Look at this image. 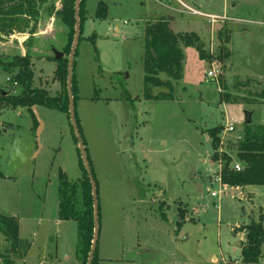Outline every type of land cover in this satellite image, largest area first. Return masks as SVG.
Here are the masks:
<instances>
[{"label": "rangeland", "instance_id": "374dc122", "mask_svg": "<svg viewBox=\"0 0 264 264\" xmlns=\"http://www.w3.org/2000/svg\"><path fill=\"white\" fill-rule=\"evenodd\" d=\"M99 1L107 8L104 20L95 15ZM48 5L27 30L0 41V63L28 55L33 88L55 96L63 86L54 79L53 51L63 54L68 67L73 40L64 52L66 26L49 15ZM187 5L203 16L175 0H84L73 72L75 111L97 184V264H232L245 245L239 228L260 213L264 221V187L248 191L251 204L241 191L215 181L224 156L230 166L240 163L236 145L247 119L251 126L264 125V0ZM160 19L169 20L174 34H196L209 58L202 61L194 48H183L182 79L172 82L173 99L145 101L144 29ZM208 71L219 76L207 78ZM15 72L0 68L3 93L20 94L19 85L6 82ZM33 107L42 122L38 138ZM33 107H0V214L17 221L25 243L19 254L28 247L19 260L0 234V252L12 264H81L77 222L58 218L60 174L69 182L82 175L74 133L67 114ZM227 123L233 132H225ZM217 126L220 160L213 162L206 132ZM77 209H82L79 197ZM178 213L184 217L180 226Z\"/></svg>", "mask_w": 264, "mask_h": 264}, {"label": "trees", "instance_id": "16d2710c", "mask_svg": "<svg viewBox=\"0 0 264 264\" xmlns=\"http://www.w3.org/2000/svg\"><path fill=\"white\" fill-rule=\"evenodd\" d=\"M56 1L60 3L59 10L55 9ZM46 3H49L45 9L49 15L59 18L66 26L67 40L63 50L67 52L75 34L76 0H0V41L11 36L14 32L18 33L27 30L30 23L37 21L40 15L39 11ZM106 9V6L99 1L96 8V18L104 20L106 18ZM77 15L79 21V41L82 33V24L85 20L84 0L80 1ZM144 36L142 97L145 101H171L173 99L172 82H179L182 79V62L184 58L182 49L194 48L198 58L202 61L207 60L209 55L203 49L202 43L196 34H174L169 28L168 21L165 19L147 24L144 29ZM217 36L218 39L221 38L220 33ZM227 40L228 38L225 40L226 44L228 42ZM91 43H94L93 38L91 39ZM221 47H218V49L224 51L225 47L222 49ZM75 55L76 51L74 57ZM228 57L229 53H226L224 58L227 59ZM57 63L54 71V79L63 86V91L55 96H50L44 89L33 88V72L28 55L14 56L10 62L0 63V68L8 74L12 70H16L11 75L10 82L16 83L21 88V92L17 96L5 94L0 90V107L16 110L40 106L68 115L67 61L62 58ZM163 76L165 80L161 78ZM154 90H159V92L154 94ZM71 92L74 104V117L81 135L75 111L78 90L73 72V64L71 72ZM228 100V96H225V101L227 102ZM32 117L36 120L34 115ZM66 117L73 134L74 130L70 124L69 116ZM36 124L37 121H35ZM221 129V126H217L206 132L211 140V148L213 151L211 159L213 162L220 160L218 152L220 140L217 135ZM73 139L74 143L77 144L75 134H73ZM84 150L94 180L85 146ZM77 153L82 175L77 182H69L64 174H60L57 189L59 203L58 218L62 221L74 220L77 222L78 237L76 253L81 264H86L93 238V207L90 182L79 151ZM236 156L242 165V171H234L230 166L231 159L224 156L222 158L224 165H222L217 173L220 177V183L230 188H244L247 186L264 187V125L251 126L250 124H245L242 140L236 145ZM95 187L97 193L96 182ZM78 197L81 201L82 209L80 211L77 209ZM98 219L100 220L99 205ZM178 220L176 223L178 226L184 223V217L179 213ZM239 230L245 235V245L240 250V259L232 264H261V260L264 258L262 251L264 247V221L261 213L257 220L252 219L249 225L241 226ZM0 234L4 237V241L8 247H10V253L17 255L19 260L22 259L28 247L26 245L24 253L22 255L19 254L20 248L25 243L18 237L16 219L7 218L0 214ZM83 257L86 258V262ZM0 258L3 259L4 264L13 263L10 258L3 257L1 252ZM98 260L96 246L92 257V264H97Z\"/></svg>", "mask_w": 264, "mask_h": 264}, {"label": "water", "instance_id": "95a60500", "mask_svg": "<svg viewBox=\"0 0 264 264\" xmlns=\"http://www.w3.org/2000/svg\"><path fill=\"white\" fill-rule=\"evenodd\" d=\"M81 0H76L75 3V34L73 38V44L71 47V51L69 54V61H68V69H67V95H68V116H69V121L72 126V129L74 130L75 138L77 141V148L79 151L80 158L83 162V166L85 168V171L87 173V177L90 182V187H91V197H92V207H93V238L91 242V247L88 253V258L86 264H92V257L95 252L97 242H98V236H99V219H98V199H97V193H96V187H95V182L93 180L91 170L86 158L83 142L81 139V135L79 133L75 117H74V104H73V98H72V92H71V72H72V64H73V59H74V54L76 51L77 43H78V38H79V21H78V7L80 4ZM54 55V60L59 61L63 58V54L59 53L57 51H53ZM33 115L37 121L38 128L36 132V138L40 136L41 133V128H42V122L39 118L38 112L36 111V108H32ZM246 124H250V121L247 119ZM236 247H240V242H236L234 244Z\"/></svg>", "mask_w": 264, "mask_h": 264}, {"label": "built area", "instance_id": "2783aa9c", "mask_svg": "<svg viewBox=\"0 0 264 264\" xmlns=\"http://www.w3.org/2000/svg\"><path fill=\"white\" fill-rule=\"evenodd\" d=\"M157 1H158V2H161L162 0H157ZM176 1H177V2H178V3H179V4H180L185 10H187V11L190 12V13H192L193 15L203 16V14H201L200 12L191 9L190 7L186 6L185 4L181 3V2L178 1V0H176ZM210 18H211V21L214 22L215 19H213L212 17H210ZM205 76H207V78L214 79V78H216L217 76H219V72H218V71H217V72H216V71H208V72L206 73ZM6 82L12 84L13 86H17L16 83H11L10 80H9V78L6 79ZM224 130H225V132H227V133H231V132L234 131V126H233L231 123H227L226 126H225V128H224ZM231 168H232L234 171H236V172H240V171H242V165H241L240 163H233V164L231 165ZM215 181H216L217 183L220 184V177H219L218 174H217V176H216ZM210 196H211L212 198H217L216 193H211Z\"/></svg>", "mask_w": 264, "mask_h": 264}, {"label": "crops", "instance_id": "0c3cea01", "mask_svg": "<svg viewBox=\"0 0 264 264\" xmlns=\"http://www.w3.org/2000/svg\"><path fill=\"white\" fill-rule=\"evenodd\" d=\"M176 1V0H175ZM178 1H180L181 3H183V4H185V5H187V3L189 2V0H178ZM177 2V1H176ZM188 6V5H187ZM235 6L236 5H233L232 6V8H235ZM224 16V15H223ZM214 17H217V16H214ZM218 18H222V16L221 17H219L218 16ZM155 21V20H154ZM168 24H170L169 23V20H168ZM214 25V24H213ZM170 27V26H169ZM114 29V28H113ZM118 29V28H117ZM173 33V32H172ZM260 106H262V107H264V103H260ZM251 123V122H250ZM42 131V130H41ZM221 187H223V189H225V190H227V189H233V190H238V191H241V193L243 194H245V198L247 199V201H250L251 202V204L253 203V201H252V198H253V195L252 194H250V193H248V191L250 190V189H252V187H257V186H247V187H244V188H230V187H227V186H222V185H220ZM260 187H262V186H260ZM239 253H240V251H239ZM240 259V256H239V258L238 259H236L235 261L237 262L238 260Z\"/></svg>", "mask_w": 264, "mask_h": 264}]
</instances>
